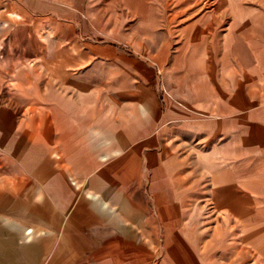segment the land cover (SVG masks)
<instances>
[{
  "label": "crops",
  "instance_id": "crops-1",
  "mask_svg": "<svg viewBox=\"0 0 264 264\" xmlns=\"http://www.w3.org/2000/svg\"><path fill=\"white\" fill-rule=\"evenodd\" d=\"M157 1L0 0V264H264V0H216L215 19L184 23L208 60L204 78L185 70L194 107L75 38L77 19L109 29L114 3L152 25L140 11ZM117 59L131 88L112 95ZM32 72L52 82L30 91L15 75Z\"/></svg>",
  "mask_w": 264,
  "mask_h": 264
},
{
  "label": "rangeland",
  "instance_id": "rangeland-1",
  "mask_svg": "<svg viewBox=\"0 0 264 264\" xmlns=\"http://www.w3.org/2000/svg\"><path fill=\"white\" fill-rule=\"evenodd\" d=\"M216 3V0H158L157 4L153 3V7L151 4V8L140 11V13H143L144 17H148L147 19H149V22H154L153 24L155 26L152 24L143 26L142 28H140V26L136 27L131 25L134 24L137 10L136 12L133 10H118L116 6L118 3H114L110 6V11H106V15L110 13L109 29H104L103 31L101 26L97 23L91 27L80 19L74 20L72 25L75 30V38L79 43L108 44L116 51V54L120 53L121 56L130 58L131 62L128 66L133 65V62L136 61V65L142 67L146 75L148 72H153V75L151 73L152 76L147 79V81L151 84L157 96L160 95L162 88L165 87L171 89L173 96H181L184 100L188 101V95L183 93L184 90L187 89L186 92L190 93V100L194 107L199 102L196 96L200 97L201 95L196 93V86L192 84L191 87L189 86V78L192 77L190 74H187L188 71L185 73V70L189 69L191 71H196L204 78V72L206 71L202 70V68H205V63L208 60H206V54L200 51L199 47L195 46L197 43L190 41V43H188L184 40V36H189L191 31L199 30L198 25L200 24L197 23L196 27L190 28L186 27L184 23L195 18L194 14L197 15L199 10L204 9H210L211 12L213 11L212 13L207 12V18L204 19V23L205 20L209 18L215 19L213 13L215 14ZM136 6L139 8L138 4H136ZM33 13L37 12L33 11ZM77 13L80 17L84 18V12L77 11ZM171 15L174 17H170ZM48 16L52 20L57 22L60 21V15L59 18L55 17V13H49ZM151 16L153 17L152 20ZM167 19H169V21ZM140 29H142L143 32H140ZM41 33L45 36L44 40L47 50L54 51L59 49V43L61 42L54 40V31L47 30ZM64 48H66V46H64ZM151 55H153V57ZM1 56L2 53L0 52V57ZM116 56L118 57V55ZM29 61V66H31L32 70L38 71L39 68H44V65H39L37 60L30 59ZM95 61L99 62L100 60L96 59ZM122 61V59H117L109 62L110 77L107 82L110 84L117 83L116 90L111 91L112 95H117V93H120L124 89L131 88L128 84L129 80L126 81V78L122 75ZM226 61L228 60H223V63ZM221 62L220 60V63ZM213 69H215V78L217 79L221 76L219 71L224 72L226 70V68L219 66L213 67ZM176 71L179 72L175 74ZM48 76L49 75L44 74L38 75L35 72H32L30 76L18 73L15 75L18 82L29 79L32 84H35V86L37 85V87L32 88L29 84L30 91L31 89H39L40 86L43 87L44 83H51L52 81ZM95 77L94 82L103 83L101 74H97ZM138 80L140 84H143L141 79ZM200 89L203 91L202 86ZM164 107V103L158 100L157 115L160 117L164 114Z\"/></svg>",
  "mask_w": 264,
  "mask_h": 264
}]
</instances>
